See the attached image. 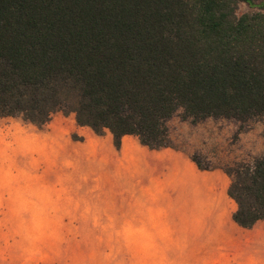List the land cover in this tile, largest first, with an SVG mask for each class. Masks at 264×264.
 Listing matches in <instances>:
<instances>
[{"label":"trees","instance_id":"1","mask_svg":"<svg viewBox=\"0 0 264 264\" xmlns=\"http://www.w3.org/2000/svg\"><path fill=\"white\" fill-rule=\"evenodd\" d=\"M58 111L115 149L125 135L173 147L175 114L264 118V0H0V116L42 126ZM223 171L233 221L264 220V154Z\"/></svg>","mask_w":264,"mask_h":264},{"label":"rangeland","instance_id":"2","mask_svg":"<svg viewBox=\"0 0 264 264\" xmlns=\"http://www.w3.org/2000/svg\"><path fill=\"white\" fill-rule=\"evenodd\" d=\"M247 11L240 2L237 13ZM168 125L173 147L195 152L207 170L264 154V118L192 124L175 114ZM107 146L118 150L107 130L97 135L73 113L55 112L42 126L0 116V264H197L146 231L148 204L167 208L181 193L165 186L162 198H147L128 168H103ZM243 259L264 264V246L256 254L245 246Z\"/></svg>","mask_w":264,"mask_h":264},{"label":"crops","instance_id":"3","mask_svg":"<svg viewBox=\"0 0 264 264\" xmlns=\"http://www.w3.org/2000/svg\"><path fill=\"white\" fill-rule=\"evenodd\" d=\"M129 136L122 137L120 148L114 152L106 147L109 156L102 159L103 168L105 164L113 171L128 168L131 182L144 187L147 198H162L165 186L182 197L167 208L148 204L147 215L153 219L147 221L146 231L155 233L153 239L176 244L181 254L198 257L197 264H244L245 246L255 254L260 245L264 246V229L258 230L264 227L262 220L251 228L233 221L236 203L227 195L230 178L221 169H199L188 148L155 150L137 143L129 145Z\"/></svg>","mask_w":264,"mask_h":264}]
</instances>
